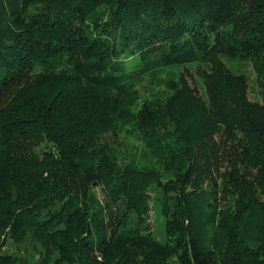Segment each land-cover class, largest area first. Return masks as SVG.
Listing matches in <instances>:
<instances>
[{
  "label": "trees",
  "instance_id": "1",
  "mask_svg": "<svg viewBox=\"0 0 264 264\" xmlns=\"http://www.w3.org/2000/svg\"><path fill=\"white\" fill-rule=\"evenodd\" d=\"M0 264H264V0H0Z\"/></svg>",
  "mask_w": 264,
  "mask_h": 264
},
{
  "label": "rangeland",
  "instance_id": "2",
  "mask_svg": "<svg viewBox=\"0 0 264 264\" xmlns=\"http://www.w3.org/2000/svg\"><path fill=\"white\" fill-rule=\"evenodd\" d=\"M162 74H157L155 78V82L159 83L163 79ZM195 75L192 74V72L186 73L185 80L188 83L194 82ZM148 86V79L142 84L140 91L144 92L145 89H147ZM156 86V85H154ZM157 86H159L157 84ZM249 99L251 101H256L257 97L255 94L252 92V90H249ZM156 195V194H155ZM100 196V194H99ZM154 196V195H153ZM148 224L150 225V229L152 230L155 238L162 244L166 242V234H165V225H164V220L161 212V208L158 202H156V197H152L150 199V204H149V212H148ZM11 246V245H10ZM10 248V247H8ZM14 252L17 255H20L21 257L27 259L29 262H34L38 259V251H40V247L31 244L30 241H27L25 244L21 245L20 248L17 247L13 248ZM175 263V262H174Z\"/></svg>",
  "mask_w": 264,
  "mask_h": 264
}]
</instances>
